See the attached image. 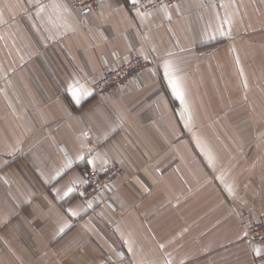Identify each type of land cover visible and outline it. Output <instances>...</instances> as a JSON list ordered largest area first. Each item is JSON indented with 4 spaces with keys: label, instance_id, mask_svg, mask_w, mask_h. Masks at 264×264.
Returning a JSON list of instances; mask_svg holds the SVG:
<instances>
[{
    "label": "crops",
    "instance_id": "obj_1",
    "mask_svg": "<svg viewBox=\"0 0 264 264\" xmlns=\"http://www.w3.org/2000/svg\"><path fill=\"white\" fill-rule=\"evenodd\" d=\"M130 5L0 0V264H255L254 247L264 254L244 236L264 216V0H182L163 5L168 15ZM136 53L156 73L96 95L104 69ZM75 81L92 92L80 104ZM107 161L128 176L89 208L76 186Z\"/></svg>",
    "mask_w": 264,
    "mask_h": 264
},
{
    "label": "built area",
    "instance_id": "obj_2",
    "mask_svg": "<svg viewBox=\"0 0 264 264\" xmlns=\"http://www.w3.org/2000/svg\"><path fill=\"white\" fill-rule=\"evenodd\" d=\"M182 0H139L133 10L139 9L141 13H145L160 5H177ZM99 0H70L73 9L84 8L90 9L94 3L98 4ZM78 8V9H79ZM150 69L156 73L155 66L145 59L142 54L136 53L117 68H106L100 76L92 83L93 91L96 95L104 94L108 91L123 89L134 84L142 86L140 73ZM126 172L125 168L117 162L107 161L100 169H90L83 173L84 183L76 186V192L82 200L89 204L91 202H103L107 200L104 197V190H112L117 188L119 178ZM81 193L83 195H81ZM246 240L249 244H259L264 246V217L254 221L248 230ZM255 264H264V254L255 256ZM107 264H114L109 262Z\"/></svg>",
    "mask_w": 264,
    "mask_h": 264
},
{
    "label": "snow or ice",
    "instance_id": "obj_3",
    "mask_svg": "<svg viewBox=\"0 0 264 264\" xmlns=\"http://www.w3.org/2000/svg\"><path fill=\"white\" fill-rule=\"evenodd\" d=\"M138 2H139V0H131V3L134 7L136 6V4ZM52 7L57 10V13L60 16V18H63L64 13H67L69 15L71 14L70 10L64 4L54 3L52 5ZM45 8H46L45 5L38 3L37 16H39L41 13H43L45 11ZM162 10L165 12V15H168L167 6L162 5ZM137 14L138 15H145V13H141L139 11V9H137ZM2 16H3V12L0 11V17H2ZM49 19H51V18H49ZM54 26H57V25H54ZM145 59H146V57H145ZM162 68H163V76L166 79L167 84L170 87L173 96H175L180 101L181 105L185 106L184 111L187 112L185 90H184L182 78L178 75L179 69L169 60H165L163 62ZM69 91H70L72 98L74 99L76 104H80L82 99L92 95V92L88 88H86L85 86L81 85L79 83V81H75L72 84H70L69 85ZM189 119H191L190 115H189ZM84 135L86 136L87 134L85 133ZM79 158L84 159L85 157L81 156ZM88 163L93 164L94 161L88 160ZM70 164H71V161H69V166H70ZM57 175H59V173ZM74 183H75V181H74ZM72 191H73V188L69 187L67 189V191L65 192V195H68ZM229 191H230V189H229ZM81 195H83V194L81 193ZM91 206H92L91 203H89L87 205V207H89V208ZM67 211L71 216H76L78 214L74 210H72L71 208L68 209ZM70 227H71V225L69 223L65 222L64 225L59 229V232L63 233L66 228H70ZM247 235H248V233L245 232L244 236L246 237ZM161 247H163V246H161ZM254 253L256 256H260L259 247H254Z\"/></svg>",
    "mask_w": 264,
    "mask_h": 264
},
{
    "label": "rangeland",
    "instance_id": "obj_4",
    "mask_svg": "<svg viewBox=\"0 0 264 264\" xmlns=\"http://www.w3.org/2000/svg\"><path fill=\"white\" fill-rule=\"evenodd\" d=\"M100 2H101V0H99V2H98V4L97 3H94L93 4V6L90 8V9H97L98 7H99V5H100ZM71 6V5H70ZM79 8V7H78ZM76 8V10H80V9H84V8ZM147 59V58H146ZM148 61H149V59H147ZM154 66V65H153ZM146 71V70H145ZM143 73H144V71L143 72H141L140 73V80H141V82H142V75H143ZM116 90H119V89H116ZM113 91H115V90H113ZM101 95V94H100ZM245 126L246 127H248L247 125H242V127H244L245 128ZM123 176L125 177V176H128V172H124V174H123ZM122 177V176H121ZM82 199V198H81ZM262 217H264V216H262ZM261 217V218H262ZM248 236V235H247ZM246 240V239H245ZM247 241V240H246ZM248 242V241H247Z\"/></svg>",
    "mask_w": 264,
    "mask_h": 264
},
{
    "label": "bare ground",
    "instance_id": "obj_5",
    "mask_svg": "<svg viewBox=\"0 0 264 264\" xmlns=\"http://www.w3.org/2000/svg\"><path fill=\"white\" fill-rule=\"evenodd\" d=\"M68 2H69V4H70V0H67Z\"/></svg>",
    "mask_w": 264,
    "mask_h": 264
}]
</instances>
